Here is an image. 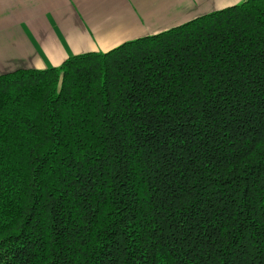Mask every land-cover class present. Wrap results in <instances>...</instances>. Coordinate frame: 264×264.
Segmentation results:
<instances>
[{"label": "trees", "instance_id": "1", "mask_svg": "<svg viewBox=\"0 0 264 264\" xmlns=\"http://www.w3.org/2000/svg\"><path fill=\"white\" fill-rule=\"evenodd\" d=\"M0 264H264V0L0 75Z\"/></svg>", "mask_w": 264, "mask_h": 264}, {"label": "crops", "instance_id": "2", "mask_svg": "<svg viewBox=\"0 0 264 264\" xmlns=\"http://www.w3.org/2000/svg\"><path fill=\"white\" fill-rule=\"evenodd\" d=\"M245 0H0V75L108 52Z\"/></svg>", "mask_w": 264, "mask_h": 264}]
</instances>
